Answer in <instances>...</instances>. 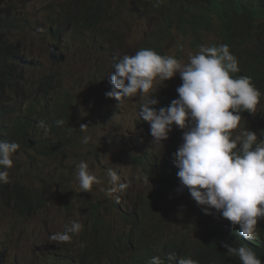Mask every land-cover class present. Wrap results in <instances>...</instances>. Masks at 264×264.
I'll return each mask as SVG.
<instances>
[{
	"label": "clouds",
	"instance_id": "1",
	"mask_svg": "<svg viewBox=\"0 0 264 264\" xmlns=\"http://www.w3.org/2000/svg\"><path fill=\"white\" fill-rule=\"evenodd\" d=\"M167 1L170 3L165 4ZM187 1H159L165 6L156 11L150 8L152 13H158L160 19L149 33L146 43L135 49L134 55L125 54L114 62L110 73L113 88L105 95L120 104L125 98L136 104L139 112L137 128L142 126L143 121L147 137L141 142L154 147L162 155L160 164L150 156L157 168L160 167V174L164 162H170L160 187L147 174H142L139 180L154 185L158 190L152 198H147L150 203L145 205L154 218H160L158 228L165 229L160 223L165 222L168 216L179 224L186 219L195 224L193 237L189 234L186 236L200 241L194 235L201 228L222 226L224 221H228L232 224V236L245 241L253 240L258 235L259 221L264 219V124L261 118L255 128L245 129L246 121L241 122V112L252 113L248 122L255 121L264 93L256 88L251 77L235 75L241 71L240 62L227 44H220L214 29L218 19L212 17L208 25L202 26L199 35L187 33L177 21L169 26L165 24L169 13L187 19L189 14L185 13L186 9L206 10L215 0H201L184 10L177 7ZM156 28H161L165 33V54L146 46ZM197 39L201 41L199 44ZM188 47L194 54H190L188 61L183 63L181 59ZM177 73L180 77H174ZM51 97L53 101L45 104L47 110L53 109L52 103L56 102L53 92ZM55 123L63 126L65 121L58 119ZM88 129L86 124L80 125L82 133H87ZM51 135L52 138L43 140H50L52 155L61 153L69 137L65 132L59 135L51 132ZM57 140L60 141L54 146ZM90 140L91 136L84 135L81 143L87 145ZM19 148L17 142L0 139V184L9 182V169L14 166L13 156ZM37 152L42 154L46 151ZM126 157L130 158L128 154ZM135 159H132L133 164ZM135 166L144 172L143 166ZM106 176L110 185L104 190L107 197H111L117 187L121 190L127 187V184L118 183L120 177L114 168H108ZM75 177L84 192H91L93 185L100 183L85 161L76 165ZM125 193L127 197L130 196L129 191ZM125 193L122 197L126 201ZM171 194L179 199L166 203ZM147 200L138 210L144 207ZM198 208H201L199 213L196 212ZM212 209L218 214L214 224L206 225L205 221L197 220L203 219L206 214L212 215ZM157 226L152 224L150 228ZM82 229V223L74 219L64 226L63 231L52 234L49 239L57 243L71 242ZM171 234L173 236L165 235L168 240H174L176 248L167 250L161 257L152 256L147 264H199V261L210 259L211 249H195L196 245L182 238L184 235H180V232ZM147 239L137 236L138 242ZM223 247L229 256L238 258L241 264H264L257 252L244 244L233 246L225 243ZM43 253L57 252L47 250ZM56 258H48L42 264L56 263ZM64 258L67 261L69 256L64 253ZM17 264L33 263L26 256Z\"/></svg>",
	"mask_w": 264,
	"mask_h": 264
},
{
	"label": "rangeland",
	"instance_id": "2",
	"mask_svg": "<svg viewBox=\"0 0 264 264\" xmlns=\"http://www.w3.org/2000/svg\"><path fill=\"white\" fill-rule=\"evenodd\" d=\"M85 1L29 0L16 13L17 27L11 40L19 43L23 52L22 87L25 88L10 92V103H23V109L29 107L39 98L37 90L42 88V81L51 78L56 102L71 101L72 109L66 119L65 134L69 142L64 144L61 153L42 156L25 148L13 156L14 166L9 169L7 183L9 188L7 192L0 191V255H6L4 264H17L26 256L33 264H42L56 256V263L52 264H65L62 249L67 242L57 243L49 237L63 231L64 226L74 219L81 222L84 229L85 221L94 214L96 205H101L99 217L112 231L113 240L119 242L133 231L132 227H126L129 224L123 222L121 213L136 216L134 209H140L143 201L158 191L154 185L139 182L143 169L132 163V159L145 156H151L158 164L162 160V155L154 147L141 142L143 137L137 128L139 112L136 104L129 98L120 104L114 98L106 97L105 93L113 88L110 73L114 62L125 54L134 55L135 49L146 43L160 17L144 4L147 0H105L107 12L96 24L84 28L78 18L86 8ZM55 45L65 55L63 62L52 65L50 50ZM190 54L194 52L188 47L181 59L183 63L188 61ZM174 77H180V74ZM155 87L157 89L158 84ZM51 110L49 108L48 112ZM81 124L89 127L87 133L80 131ZM84 135L92 137L87 145L81 143ZM34 136L39 140L52 138L50 128L40 117ZM127 154L130 158L126 157ZM80 161L87 162L90 171L100 180L99 184L93 185L91 192L81 190L75 177L76 165ZM108 168L117 171L118 183L127 184L122 190L117 187L111 197L104 192L110 187L106 176ZM17 183L35 195H42L44 204L35 212L21 214L9 195ZM126 190L130 194L128 197ZM123 193L126 194L125 203L118 200ZM178 199L177 195L171 194L166 203ZM115 205H124L127 211L119 213ZM196 212H201V208ZM212 212V215L206 214L197 220L205 221L206 225L214 224L218 214L215 209ZM160 226L170 236L180 232V235L193 237L195 230L193 222L185 219L179 224L169 216ZM70 246H75L77 253L86 252L82 246V231L73 236ZM47 250L57 253H43ZM76 262L81 264L77 257Z\"/></svg>",
	"mask_w": 264,
	"mask_h": 264
},
{
	"label": "trees",
	"instance_id": "3",
	"mask_svg": "<svg viewBox=\"0 0 264 264\" xmlns=\"http://www.w3.org/2000/svg\"><path fill=\"white\" fill-rule=\"evenodd\" d=\"M28 1L0 0V139L19 143L20 148L16 154L25 148H30L36 154L48 156L52 155L53 152L49 147L50 140H39L34 136L38 127V118L40 117V120L46 122L50 132L57 135L64 133L68 126L66 119L69 117V108H72L71 103L62 100L56 105L57 102H54L52 103L53 109L48 112L45 104L53 101L51 95L54 85L51 78L42 81V88L37 90L39 98L29 107L23 109V103H10L9 101L10 92L25 88L22 87L23 52L19 43L11 40V34L16 31L17 10ZM198 1L201 0H188L185 3H180L177 7L184 10ZM85 2L86 8L78 19L84 28H88L96 24L107 10L104 6L105 0H86ZM169 3L167 1L165 4ZM144 4L154 11L165 6L161 2L153 4L146 1ZM185 13L189 14L187 19L169 13L165 24L169 26L177 21L187 33L199 35L202 26L208 25L212 17L218 19L219 22L214 24V29L220 44H227L232 53L235 52L240 62L241 71L235 75L251 77L256 88L264 93V0H215L209 9L196 11L189 8L186 9ZM187 27L192 29H187ZM164 40L165 33L161 28H156L146 46L160 54H165ZM196 42L199 44L201 41L197 39ZM169 95L173 94L169 93ZM252 115L249 112H241V122L246 121L244 123L245 129L255 128L261 118H263L264 124V97L255 121L248 122ZM58 119L65 121L63 126L56 125L55 121ZM138 131L143 138L146 137L143 121ZM59 141H55L54 146ZM37 151L46 152L40 154ZM134 164L143 166V176L147 174L153 178L159 187L170 168V162L165 161L160 174V167L157 168V164L150 156L143 159L136 158ZM164 186L167 187L168 183ZM8 188L9 185L0 184V191L4 189L7 192ZM9 195L12 196L16 209L23 215L35 212L39 206L44 204L42 195H35L21 183H17ZM149 203V200L145 201L141 210L135 208L136 216L121 213L122 210L127 211L125 206L115 205V208L119 210L118 212L122 214L123 222L133 228L132 233L119 242L113 240L112 231L106 228L105 220L99 217L101 205L100 207L96 205L94 214L89 215L88 221H85L86 227L82 230V245L86 252L77 253V248L70 246L71 242H67L62 249L65 255L69 256L67 264H73L72 260L76 262V257L81 260V264H100V262L123 264L122 261H126L125 264H147L152 256L161 257L167 250L175 249L174 240L166 238V229L157 226L160 218H154L145 207ZM152 224H156L157 228H150ZM257 232L258 235L255 239L245 241L242 238L232 236L231 234L234 233L231 222L224 221L222 226L201 228L194 235L200 241H195L188 236L181 237L196 245L195 249L208 248L212 250L210 259L206 262L198 260L199 264H241L238 258L227 254V249L223 247V244L227 243L233 246L244 244L257 252L259 258L264 261V219L259 221ZM137 236L139 238L148 237L147 240L149 241L138 242Z\"/></svg>",
	"mask_w": 264,
	"mask_h": 264
},
{
	"label": "water",
	"instance_id": "4",
	"mask_svg": "<svg viewBox=\"0 0 264 264\" xmlns=\"http://www.w3.org/2000/svg\"><path fill=\"white\" fill-rule=\"evenodd\" d=\"M50 59L52 65L59 64L64 61V56L57 47H52L50 50ZM5 254L0 255V264H4Z\"/></svg>",
	"mask_w": 264,
	"mask_h": 264
},
{
	"label": "bare ground",
	"instance_id": "5",
	"mask_svg": "<svg viewBox=\"0 0 264 264\" xmlns=\"http://www.w3.org/2000/svg\"><path fill=\"white\" fill-rule=\"evenodd\" d=\"M118 200L121 201L122 203H125V200L123 199L122 195L119 196V199ZM238 227H236V230H237Z\"/></svg>",
	"mask_w": 264,
	"mask_h": 264
}]
</instances>
